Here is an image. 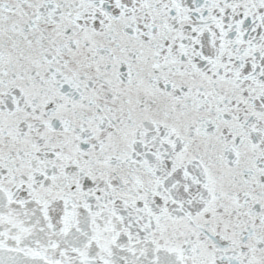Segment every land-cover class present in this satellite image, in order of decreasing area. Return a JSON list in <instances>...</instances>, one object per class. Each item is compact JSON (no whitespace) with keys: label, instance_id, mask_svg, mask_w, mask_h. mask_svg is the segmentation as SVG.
Returning <instances> with one entry per match:
<instances>
[{"label":"snow or ice","instance_id":"snow-or-ice-1","mask_svg":"<svg viewBox=\"0 0 264 264\" xmlns=\"http://www.w3.org/2000/svg\"><path fill=\"white\" fill-rule=\"evenodd\" d=\"M0 264H264V0H0Z\"/></svg>","mask_w":264,"mask_h":264}]
</instances>
